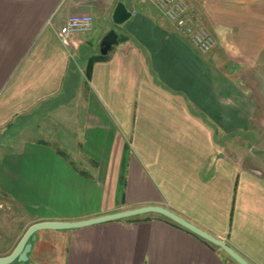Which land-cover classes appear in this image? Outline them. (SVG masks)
<instances>
[{
  "label": "crops",
  "instance_id": "1",
  "mask_svg": "<svg viewBox=\"0 0 264 264\" xmlns=\"http://www.w3.org/2000/svg\"><path fill=\"white\" fill-rule=\"evenodd\" d=\"M154 1L0 0V219L160 206L264 264V0H182L212 36L204 55ZM120 3L126 40L105 56L84 33L58 42L66 17L88 15L98 43ZM34 237L11 264H235L150 213Z\"/></svg>",
  "mask_w": 264,
  "mask_h": 264
},
{
  "label": "water",
  "instance_id": "2",
  "mask_svg": "<svg viewBox=\"0 0 264 264\" xmlns=\"http://www.w3.org/2000/svg\"><path fill=\"white\" fill-rule=\"evenodd\" d=\"M130 12H128L124 6L120 3L115 5V8L112 12L111 20L114 25L121 26L127 19L130 17ZM126 37L123 35H117L113 30L108 31L100 41L99 44V54L101 56H105L109 49L114 46L115 44H121L122 41H125ZM151 214V215H159L162 218H165L167 221L172 222L173 224L179 226V228L188 231L189 233L193 234V236L202 239L203 241L207 242L209 245H213L219 248L227 257L232 259L235 264H248L245 262L241 257H239L235 252L229 248L227 245L220 242V240L207 235L204 231L197 229L192 224L188 223L185 220L178 218L177 215L169 212L163 207L156 206H143L142 208H135L129 209V211H121L116 212L115 214H107L103 215L102 217H95L90 218L88 220H80L75 221L74 223L70 222H61L56 223L53 221H49L47 223L37 222L34 225L28 227L24 234L21 236L19 243L14 247L13 250L10 251L7 257H0V264H11L12 262L16 261L17 263H22L27 259V253L29 252L31 247V243L35 240V233L37 231L43 230H55L56 232L61 230H75V228L81 227H89L90 225L94 224H102L104 222H114L118 219H129L130 217L135 216H143L144 214Z\"/></svg>",
  "mask_w": 264,
  "mask_h": 264
},
{
  "label": "built area",
  "instance_id": "3",
  "mask_svg": "<svg viewBox=\"0 0 264 264\" xmlns=\"http://www.w3.org/2000/svg\"><path fill=\"white\" fill-rule=\"evenodd\" d=\"M154 7L158 14L171 23L174 31L184 36L191 46L204 55L214 46L209 32L199 26L197 13L193 8H187L182 0H155ZM92 20L88 15L68 16L64 25L56 30L60 45L67 48L68 37L72 34L91 32Z\"/></svg>",
  "mask_w": 264,
  "mask_h": 264
},
{
  "label": "rangeland",
  "instance_id": "4",
  "mask_svg": "<svg viewBox=\"0 0 264 264\" xmlns=\"http://www.w3.org/2000/svg\"><path fill=\"white\" fill-rule=\"evenodd\" d=\"M58 8L56 9L52 17H50V20L48 21L49 24L48 26H50L51 23L52 24L56 23L58 26H60L57 16L58 14L62 13V8L61 7L59 9ZM117 28H118L117 25L111 23L109 31L113 30L116 34H118L120 31ZM84 34H82L80 38H84V36H86L85 38L88 42L87 49L90 51V54L91 55L99 54V44L96 43V39L94 35L89 32L86 33L85 35ZM68 53L70 55L69 58H71L73 64L79 65L84 60L82 55L77 57V55H75L72 49H68ZM262 124L264 127V123ZM262 132H263L262 139L258 140V145H256L258 146L259 149L264 148V130ZM248 147H251L252 154H256V147L252 146V143ZM260 160L264 161V152ZM5 221H6L5 219H0V256L3 257L8 256L10 251L13 250L14 247L19 243L21 236L24 234L25 229L28 226L27 224L28 220L22 217H20L17 221H15L14 219H11V221L7 219L6 223Z\"/></svg>",
  "mask_w": 264,
  "mask_h": 264
}]
</instances>
